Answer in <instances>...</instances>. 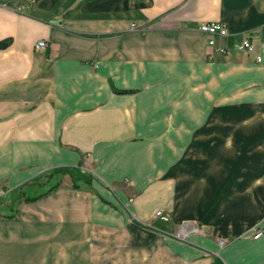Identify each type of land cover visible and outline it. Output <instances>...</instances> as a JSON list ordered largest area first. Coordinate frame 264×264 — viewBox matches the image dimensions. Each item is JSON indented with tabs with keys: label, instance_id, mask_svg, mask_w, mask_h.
Segmentation results:
<instances>
[{
	"label": "crops",
	"instance_id": "crops-1",
	"mask_svg": "<svg viewBox=\"0 0 264 264\" xmlns=\"http://www.w3.org/2000/svg\"><path fill=\"white\" fill-rule=\"evenodd\" d=\"M263 219L264 0H0V264H264Z\"/></svg>",
	"mask_w": 264,
	"mask_h": 264
},
{
	"label": "built area",
	"instance_id": "built-area-1",
	"mask_svg": "<svg viewBox=\"0 0 264 264\" xmlns=\"http://www.w3.org/2000/svg\"><path fill=\"white\" fill-rule=\"evenodd\" d=\"M199 30L201 32H203L204 34H206L208 41L207 44L210 47L214 46V38L215 37H226L228 36V31L225 27V25L219 23V22H206V23H202L199 25ZM48 42L45 39H40L38 40L35 45L34 48L37 50H42L45 51L48 49ZM233 50L235 51H244V52H254L255 50V46L253 44V42L247 37V36H243L238 42H236L233 45ZM230 50L227 47H222L219 48V52L222 54H226L228 53ZM255 60L257 62L260 61V57L256 56ZM154 217L155 218H159L163 221H168L169 220V216L168 214L164 213L161 210H157L154 213ZM264 232V220L262 221V223L257 226L254 231L252 232V236L254 238H257L258 236H260L262 233Z\"/></svg>",
	"mask_w": 264,
	"mask_h": 264
},
{
	"label": "rangeland",
	"instance_id": "rangeland-1",
	"mask_svg": "<svg viewBox=\"0 0 264 264\" xmlns=\"http://www.w3.org/2000/svg\"><path fill=\"white\" fill-rule=\"evenodd\" d=\"M264 220V219H263Z\"/></svg>",
	"mask_w": 264,
	"mask_h": 264
}]
</instances>
